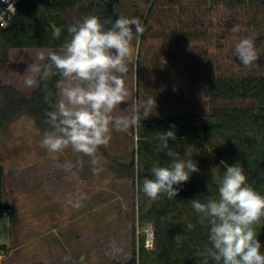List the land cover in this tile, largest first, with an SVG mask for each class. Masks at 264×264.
<instances>
[{"label": "rangeland", "instance_id": "obj_1", "mask_svg": "<svg viewBox=\"0 0 264 264\" xmlns=\"http://www.w3.org/2000/svg\"><path fill=\"white\" fill-rule=\"evenodd\" d=\"M101 1L113 6L119 17H138L143 28L153 8L143 34L134 36L125 77L129 98L113 110L114 118L131 115L130 104L138 98V60L152 83L166 77L175 83L183 76L264 75V0L235 7L223 0ZM245 37L254 40L260 56L250 67L234 54ZM2 50L0 46V79L30 96L38 88V77L37 84L28 87L25 72L31 63H45L39 57H47L51 49L12 47L7 61ZM43 134L29 114L0 131V164L5 170L0 264H119L140 255L143 239L144 248L152 251L155 243L147 244V233L154 226L141 220L138 179L118 166L138 158L137 125L111 131L109 144L100 146L94 157L95 167L103 169L98 174L92 171L93 157L71 146L49 152L41 145ZM66 163L73 167L66 169ZM77 201L79 208L73 206Z\"/></svg>", "mask_w": 264, "mask_h": 264}, {"label": "trees", "instance_id": "obj_2", "mask_svg": "<svg viewBox=\"0 0 264 264\" xmlns=\"http://www.w3.org/2000/svg\"><path fill=\"white\" fill-rule=\"evenodd\" d=\"M223 1L230 7L248 2ZM86 15H97L101 20L110 17L113 21L119 17L113 6L101 0H20L10 24L0 28L3 59L8 60L12 47L60 51L70 39L68 27ZM55 28L61 29L58 39L52 36ZM136 66L138 98L146 100L151 95L157 107L137 125V160L128 165L118 163V166L125 167L120 170L126 171L122 172L126 176L138 179L142 196L140 216L142 221L154 226L155 248L146 250L143 239L140 255L135 254L128 262L119 264H204V257L199 253L211 246L210 227L207 222L200 223L189 201L198 198L204 202L209 196H218L213 177L223 175L224 166L220 162L223 160L228 165L237 162L245 171L247 183L264 196V75L183 76L175 83L166 77L162 82L152 83L141 72L139 60ZM61 79L55 76L43 81L38 77V88L30 96L0 79V131L21 114L33 116L42 133L51 130L46 113L59 100L57 83ZM167 130H173L176 135L175 141L169 139V146L182 159L192 158L197 162L200 171L179 186L174 199L161 196L151 201L141 190L142 184L145 178H151L153 166L170 162L166 150H157L159 142L155 139L158 132ZM4 176L5 170L0 164V209L4 207ZM189 224L191 229L187 227ZM256 231L264 252V218ZM178 234L183 235L180 243L174 240ZM208 264L216 262L209 258Z\"/></svg>", "mask_w": 264, "mask_h": 264}, {"label": "clouds", "instance_id": "obj_3", "mask_svg": "<svg viewBox=\"0 0 264 264\" xmlns=\"http://www.w3.org/2000/svg\"><path fill=\"white\" fill-rule=\"evenodd\" d=\"M237 27L232 29L237 31ZM70 39L60 51H52L39 59L45 63H31L26 70L25 83L28 87L37 84V77L49 81L55 76L62 79L61 98L50 105L52 111L46 113L51 130L45 131L41 145L51 153H58L71 146L76 152L93 157V174L102 168L94 158L100 146H107L111 131H126L130 125H138L147 119L157 107L156 99L149 95L146 100L133 99L131 115L113 117V110L121 103L128 102L129 92L125 86L129 58L132 54L133 39L143 34L144 28L138 17H110L101 20L97 15H86L72 23L68 29ZM60 28H55L52 36L58 39ZM234 54L245 67L257 62L259 53L252 38H241L235 45ZM50 95V94H49ZM48 100V96H45ZM175 128V125H172ZM155 137L159 142L157 150L169 158L165 166H153L151 178H145L142 191L151 201L166 196L174 199L179 186L189 182L193 173L200 171L192 158L182 159L180 153L169 146V139L175 141L173 130L161 131ZM79 163V162H78ZM224 166L223 175L213 177L218 196H209L202 202L198 198L189 201L198 214L201 224L210 227L206 247L199 255L204 264L211 258L216 264H264V252L257 239V226L264 218V196L247 183L243 167L237 162ZM71 169L72 164L63 165ZM69 203H72L69 201ZM74 207L79 208L77 201ZM189 229L192 225L187 226ZM174 240L180 243L183 235Z\"/></svg>", "mask_w": 264, "mask_h": 264}, {"label": "built area", "instance_id": "obj_4", "mask_svg": "<svg viewBox=\"0 0 264 264\" xmlns=\"http://www.w3.org/2000/svg\"><path fill=\"white\" fill-rule=\"evenodd\" d=\"M20 0H0V28L6 27L10 24L18 8ZM4 214L7 211H3ZM155 243V233L153 230L147 233V244L153 245Z\"/></svg>", "mask_w": 264, "mask_h": 264}]
</instances>
